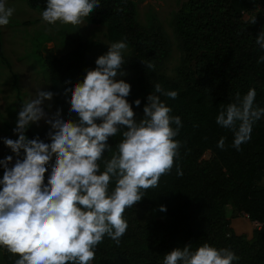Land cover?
I'll use <instances>...</instances> for the list:
<instances>
[{
  "label": "trees",
  "instance_id": "trees-1",
  "mask_svg": "<svg viewBox=\"0 0 264 264\" xmlns=\"http://www.w3.org/2000/svg\"><path fill=\"white\" fill-rule=\"evenodd\" d=\"M27 1L37 9H45L47 3ZM99 2L100 7L85 20L106 25L110 44L127 43L122 66L127 75L117 79L131 85L127 100L136 120L143 117L146 98L156 83L178 93L175 99L161 96V100L182 121L176 137L182 146L175 162L182 175L174 166L161 176L157 187L144 191L142 200L124 212L128 228L119 244L105 237L91 264H163L172 249L190 244L194 250L205 242L234 251L239 259L233 264H264V117L255 122L251 139L239 150L233 146V132L216 123L221 106L232 102L237 92L243 95L254 88L255 105L264 107V62L257 63L264 49L256 44L264 31V0H186L173 20L182 49L175 78L161 73L170 43L160 23L154 19L151 25H142L136 0ZM253 17L254 24L250 23ZM108 48L90 38L78 39L61 56L52 52L43 56L36 50L45 59L51 91L66 119L76 116L69 112L71 92L66 96L65 88L74 87L86 69L95 68L96 59ZM0 56L4 59L1 34ZM143 61L152 62L154 69H147ZM137 98L140 106L134 103ZM48 130L34 133L29 126L25 134L49 139ZM222 137L223 149L217 146ZM120 139V134L109 138L112 149H105L104 159L116 152ZM100 165L102 171L103 160ZM162 205L165 211L160 210ZM246 215L259 223L250 235L232 226L234 219ZM0 251L4 264L19 258L3 247Z\"/></svg>",
  "mask_w": 264,
  "mask_h": 264
},
{
  "label": "clouds",
  "instance_id": "clouds-1",
  "mask_svg": "<svg viewBox=\"0 0 264 264\" xmlns=\"http://www.w3.org/2000/svg\"><path fill=\"white\" fill-rule=\"evenodd\" d=\"M99 7V0H47L41 17L49 25L59 22L79 28ZM14 11L0 0V26L9 24ZM255 22L253 17L250 23ZM256 44L264 49V31ZM127 47L123 40L111 43L96 59L95 68L86 69L82 80L65 88L66 96L71 92L69 112L75 113V119H66L59 108L46 112L44 101L55 94L39 88L18 112L13 129L18 138H3L17 157L24 152L11 167V155L0 159L4 168L0 247L19 257L14 264H91L105 237L119 244L128 228L124 212L142 200L144 191L157 187L174 166L182 175L175 163L182 146L176 139L182 121L161 100V96L175 99L178 93L156 83L137 121L127 100L131 85L117 79L127 75L122 68ZM143 62L154 69L152 62ZM261 62L264 56L257 61ZM255 97L254 88L243 95L237 92L216 116L219 126L233 132L237 150L251 139L253 125L264 117V107L255 105ZM134 103L140 106L141 100ZM41 120L50 126V143L25 134L30 124ZM118 134L116 152L104 159L105 149H112L109 138ZM217 146L223 149V137ZM160 210L166 209L162 205ZM238 259L231 249L205 242L194 250L190 244L172 249L163 264H233Z\"/></svg>",
  "mask_w": 264,
  "mask_h": 264
},
{
  "label": "rangeland",
  "instance_id": "rangeland-1",
  "mask_svg": "<svg viewBox=\"0 0 264 264\" xmlns=\"http://www.w3.org/2000/svg\"><path fill=\"white\" fill-rule=\"evenodd\" d=\"M137 19L142 25H151L157 20L165 31L169 43L170 54L165 61L161 73L175 78L182 57V49L175 34L173 20L175 13L186 0H136ZM7 7L15 11L10 17L7 26H0L4 59L0 56V159L11 155L14 165L17 158L23 159L21 150L17 157L3 142V138L17 139L14 133L18 112L22 103L32 98L37 89L51 91V82L44 57L37 54L42 51L43 56L52 52L61 56L71 50L78 39H97L109 47L107 27L103 24H92L85 20L79 28L72 25H49L42 20L41 12L44 9L32 8L27 0H3ZM17 75V86L14 84V75ZM43 107L49 114L59 108L54 96L52 100H45ZM50 127L43 120L38 124H30L34 133H39ZM29 139H33L26 134ZM50 143V139H41ZM55 157L53 156V159ZM4 168L0 166V179ZM50 171V168H49ZM45 173V182L47 181ZM264 183V179H263ZM2 187V186H0ZM231 210H228V215ZM258 223L251 221L247 216L233 220L232 226L238 233L250 235ZM0 264H4L3 253L0 251Z\"/></svg>",
  "mask_w": 264,
  "mask_h": 264
},
{
  "label": "built area",
  "instance_id": "built-area-1",
  "mask_svg": "<svg viewBox=\"0 0 264 264\" xmlns=\"http://www.w3.org/2000/svg\"><path fill=\"white\" fill-rule=\"evenodd\" d=\"M246 216H248V215H246ZM258 225H259V223H258Z\"/></svg>",
  "mask_w": 264,
  "mask_h": 264
}]
</instances>
